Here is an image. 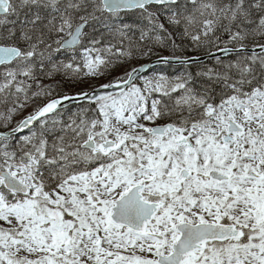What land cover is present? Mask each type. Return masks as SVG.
Here are the masks:
<instances>
[{
    "label": "snow or ice",
    "instance_id": "obj_1",
    "mask_svg": "<svg viewBox=\"0 0 264 264\" xmlns=\"http://www.w3.org/2000/svg\"><path fill=\"white\" fill-rule=\"evenodd\" d=\"M0 264H264V0H0Z\"/></svg>",
    "mask_w": 264,
    "mask_h": 264
},
{
    "label": "trees",
    "instance_id": "obj_2",
    "mask_svg": "<svg viewBox=\"0 0 264 264\" xmlns=\"http://www.w3.org/2000/svg\"><path fill=\"white\" fill-rule=\"evenodd\" d=\"M166 66H164L163 68H165ZM167 71V68L165 69Z\"/></svg>",
    "mask_w": 264,
    "mask_h": 264
}]
</instances>
